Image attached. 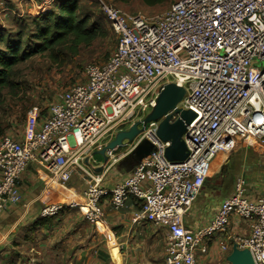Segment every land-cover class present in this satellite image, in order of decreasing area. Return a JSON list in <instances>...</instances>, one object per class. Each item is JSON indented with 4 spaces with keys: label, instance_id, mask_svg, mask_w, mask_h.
<instances>
[{
    "label": "built area",
    "instance_id": "1",
    "mask_svg": "<svg viewBox=\"0 0 264 264\" xmlns=\"http://www.w3.org/2000/svg\"><path fill=\"white\" fill-rule=\"evenodd\" d=\"M96 2L117 35L116 48L106 61L84 68L83 82L55 96L41 126L25 140L0 142V215L20 202L19 181L30 164L61 185L69 183L105 140L112 141L138 114H149L162 87L175 83L186 90L178 107L196 116L183 137L186 160L167 158L170 143L157 135L159 122L151 123L126 151L107 152L105 165L145 142L152 146L126 180L108 190L94 175L82 203L45 206L41 217L81 207L87 223L97 225L106 216V201L119 210L133 197L141 206L135 224L168 230L165 264H198L197 253H207L209 239L226 232L237 215L252 223L251 231L233 242L264 264V197L251 200L246 176L237 177L233 195L210 224L196 231L184 224L217 156L250 139L264 143V0H179L155 16Z\"/></svg>",
    "mask_w": 264,
    "mask_h": 264
},
{
    "label": "crops",
    "instance_id": "2",
    "mask_svg": "<svg viewBox=\"0 0 264 264\" xmlns=\"http://www.w3.org/2000/svg\"><path fill=\"white\" fill-rule=\"evenodd\" d=\"M62 1L52 0V5L47 8L42 6L40 0L3 2L0 6L3 8L0 19H6L9 15L25 18L34 31L36 20L46 11L56 10ZM9 28V25L0 23V30L8 29L7 34L12 33ZM27 136L28 133L13 139L23 141ZM256 142H241L232 154H224L225 157L229 156L228 161L221 157L220 162L214 161L218 169L206 181L185 216L184 224L187 228L196 231L210 224L222 202L233 195V182L226 177L230 166L232 170L239 167L240 175L246 176L251 200L264 197V170L259 173L255 160V157L260 156L261 161H264V143ZM128 147L117 151V154L126 151ZM125 163L126 166L121 164V160L108 165L97 163L94 159L85 161L82 169L76 171L65 185L53 181L41 166L30 164L19 181L20 202L9 205L0 215V264H165L168 230L146 222L135 224L133 220L141 206L133 197L119 210H115L106 201V216L97 225L87 223L81 207H69L57 216L42 221L44 218L41 217V211L45 206L82 203L94 175L103 179L102 186L108 190L126 180L138 162L129 156ZM101 167L104 169L99 172ZM255 175L262 179L250 186V176ZM251 224L233 215L227 231L209 239L208 252L197 253L198 264H230L226 259L231 253V243L237 237H247ZM223 246L228 248L227 251Z\"/></svg>",
    "mask_w": 264,
    "mask_h": 264
},
{
    "label": "rangeland",
    "instance_id": "3",
    "mask_svg": "<svg viewBox=\"0 0 264 264\" xmlns=\"http://www.w3.org/2000/svg\"><path fill=\"white\" fill-rule=\"evenodd\" d=\"M77 1L80 6L79 13L82 15L88 13L92 16L93 21L103 24L107 30V36L98 39L88 48L83 47L78 56L69 58L66 64L62 67H58L53 64L46 54H36L29 60L20 63L15 68V75L12 77V81L17 85L16 88L5 89L2 97L0 98V142L6 138H20L27 135L30 131L37 129L42 124L48 108L54 101L55 96L60 91L66 90L69 87L83 82L84 68L90 63H102L106 61L110 54H112L115 50L118 42L117 35L115 34L108 19L100 11L96 0ZM107 1L128 13H143L148 16H155L170 9L179 0H176L170 5L161 7H146L142 0H130L126 4L117 2L116 0ZM2 7L5 8V6ZM2 9L3 8H0L1 16ZM11 15L14 14L11 13ZM10 18L12 20H10ZM0 23L7 26L9 25V27H11L9 29L12 31L11 34H7L8 29L0 30L2 31L0 32V35L5 37L10 35L16 36L19 31H22L24 44L29 39L31 31L34 29L25 18H19L15 15H9L6 19H3L2 17V19H0ZM3 49H5V44L0 43V50ZM142 119H144V113L141 115L138 114L134 121L125 126L122 130H128L132 124L141 121ZM109 142L110 140L104 141L105 145ZM248 142L257 143L253 139L248 140ZM254 145L256 147L260 146L259 144ZM92 155L93 159L96 160L97 163H105V159L100 153L93 152ZM219 157L223 158V160L227 159L224 154H219L217 156L218 159L215 160V162H220L221 158ZM128 158L129 157H126L121 160V164L126 166V163L128 162L125 163V161H128ZM260 158V156L255 157L259 173L261 170H264V161H261ZM221 163L223 164V161H221ZM238 168L239 167H236L235 170H233L235 173L240 175ZM233 170L230 166L227 177H229ZM238 174L235 176L230 175L233 182L231 183V187L233 189L235 187V179ZM211 177L212 175H209V178ZM250 177V186L253 185V182H258L262 179V177H257V175Z\"/></svg>",
    "mask_w": 264,
    "mask_h": 264
},
{
    "label": "trees",
    "instance_id": "4",
    "mask_svg": "<svg viewBox=\"0 0 264 264\" xmlns=\"http://www.w3.org/2000/svg\"><path fill=\"white\" fill-rule=\"evenodd\" d=\"M116 1L126 4L130 0ZM175 1L142 0L146 7L166 6ZM55 9L45 12L36 20V28L25 44L22 31L16 36L0 35V43L5 44V49L0 50V98L5 89L16 88L12 77L20 63L36 54H46L53 64L62 67L69 58L78 56L83 47L88 48L107 36L103 24L93 21L88 13H79L77 0H64Z\"/></svg>",
    "mask_w": 264,
    "mask_h": 264
},
{
    "label": "water",
    "instance_id": "5",
    "mask_svg": "<svg viewBox=\"0 0 264 264\" xmlns=\"http://www.w3.org/2000/svg\"><path fill=\"white\" fill-rule=\"evenodd\" d=\"M185 95L186 90L183 87L175 83L165 84L160 90L156 105L151 112L141 121L132 124L128 130H122L117 133L115 138L98 152L103 155L105 164L109 162L107 152L116 153L124 149L127 145L133 143L135 139L146 130L149 124L155 122H159L157 129L159 138L163 142L170 143V146L166 149L167 158L172 162L185 161L189 152L183 137L187 133L188 126L196 118L193 111L178 107L184 100ZM174 115H178V118L172 122L171 120ZM144 144L148 143L145 142ZM149 147L151 150L141 157L138 164L152 152V146L149 145ZM132 154L133 152L131 155ZM226 158L228 159L229 156ZM216 169H218V167L213 164L210 175L216 173ZM102 170L103 167L99 169V172ZM226 260L230 264H256L251 251L249 249L240 248L235 242H233L231 253L227 256Z\"/></svg>",
    "mask_w": 264,
    "mask_h": 264
},
{
    "label": "flooded vegetation",
    "instance_id": "6",
    "mask_svg": "<svg viewBox=\"0 0 264 264\" xmlns=\"http://www.w3.org/2000/svg\"><path fill=\"white\" fill-rule=\"evenodd\" d=\"M150 150H151V148L149 147L148 144H143L133 151L131 158L134 162H138L141 159V157L144 156L145 154H147ZM226 161H227V159H226ZM224 169H226V168H224ZM236 174L237 173H235L234 171L232 173H230V175H233V176H235ZM227 175H228V173H227ZM227 175H226V177H227ZM230 175H229V178L232 180ZM238 176H236V179ZM236 179H235V181H236Z\"/></svg>",
    "mask_w": 264,
    "mask_h": 264
}]
</instances>
